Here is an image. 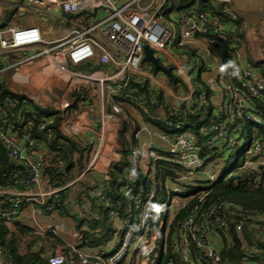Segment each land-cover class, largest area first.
Listing matches in <instances>:
<instances>
[{
  "label": "built area",
  "instance_id": "2783aa9c",
  "mask_svg": "<svg viewBox=\"0 0 264 264\" xmlns=\"http://www.w3.org/2000/svg\"><path fill=\"white\" fill-rule=\"evenodd\" d=\"M143 1L127 0L118 5L116 0H0V75L11 73L9 78L15 84H29L34 76L41 74L46 79L45 83L65 82L68 87L78 84L93 88L98 99L94 102L95 119L82 122L87 132L97 136L93 158L82 166L74 180L62 187L51 188L42 177L41 161L28 152L36 141L23 136L26 142L23 148L9 123L4 121L0 124V143L9 159L23 168L25 183L29 185L26 191L0 189V196L15 198L7 207L4 202L0 203V221L4 224L13 223L27 206L32 207L36 215H45L41 207L47 201L53 203L57 194L73 186L89 171H98L101 177L111 173L121 160V124L128 116L127 104L116 101L114 97L128 86L130 80L140 78L148 81L178 106L197 104L196 112L203 110L207 103L204 94L195 92L198 77L214 94L212 112L215 117L208 126H200L194 132L184 130V123L169 125L172 135L147 127L136 132V143L140 133L153 142L148 141L141 149H134L119 189L117 207L122 215L118 218L117 212H110V219L119 231V241L91 252L67 244L47 254L48 264H154L167 241L177 255L191 264L198 263L199 256L216 264L221 249L218 234H225L228 228L225 210L237 215L235 232L238 242L243 244L241 231L247 224L264 240V212L243 210L227 203L205 207L207 193L218 182L231 177L258 171L254 185L264 186L261 181L264 175V143L260 139L243 143L242 139L245 132L249 133L248 125L264 127V119L251 111L250 102L259 100L264 103V80L236 50L231 53L232 78L225 74L210 49L223 40L226 27L207 14L182 11L166 16L170 0H148L146 5H141ZM211 1L227 5L232 2ZM5 10H9V14L5 15ZM81 11L86 12L77 15H85L83 25L74 23V17H66ZM27 14L41 16L45 22L32 25L17 23L18 17ZM9 15L15 18L5 26ZM257 31L258 27L251 26L244 33L250 57L255 62L264 60L263 54H253V44L263 38ZM145 44L152 49L159 63L170 69L171 76L182 82L185 90L180 87L178 90L169 89L166 75L157 77L141 67ZM26 50L32 52L13 63L8 61L9 55ZM201 53L208 55L216 68L198 75V55ZM87 62H95L103 68L86 73L68 67V64L81 66ZM23 67L27 71L19 72ZM58 76L65 80L57 79ZM40 89L48 93L50 103H63L62 108H50L60 115L63 131H66L65 126H69L74 134L82 132L81 128L74 130L71 123L65 124L77 115L71 116L68 111L72 98L57 101L58 94H50L45 87ZM2 106L7 108L9 104L5 101ZM52 123V120L42 118L38 124V132L44 140L52 137L53 130L47 128ZM103 148H108L105 155ZM150 153L152 157H149ZM232 155L236 156V162L229 170L221 172L222 165ZM159 163L171 168L161 179V186L156 182L158 170L161 171ZM98 165L100 170L96 168ZM160 190L170 197L173 212L167 217L168 210L163 203V219L154 225V210ZM52 208L49 206L47 210ZM185 210L186 214L173 228L174 217ZM35 232L39 235L51 232L58 236L61 227L58 224L37 225ZM260 253L259 264H264V251ZM132 256L136 258L133 263L130 262ZM2 258L0 249V264H11Z\"/></svg>",
  "mask_w": 264,
  "mask_h": 264
},
{
  "label": "trees",
  "instance_id": "16d2710c",
  "mask_svg": "<svg viewBox=\"0 0 264 264\" xmlns=\"http://www.w3.org/2000/svg\"><path fill=\"white\" fill-rule=\"evenodd\" d=\"M228 5L215 3L211 0H170L169 7L165 12L179 13L182 11H192L195 13H205L213 20H216L222 26L228 29L223 31V40L215 47L210 49V53L221 63L225 74L232 78V57L231 53L236 50L242 55L251 67L256 69L260 77L264 80V60L255 62L251 59L248 46L244 39L246 26L241 18L227 12ZM4 14H9L5 10ZM2 25V24H0ZM195 55L194 51H191ZM13 55L8 56V61L13 63L17 60ZM153 71L149 63H143ZM78 71L92 72L100 70L103 66L91 62L90 65H81ZM206 71L202 60L198 75ZM0 75V124L7 121L12 127V131L18 138L23 136L29 140L36 141L35 145L28 148L29 154L38 158L43 166V178L51 188L62 187L74 180L80 174L83 166L85 139L78 136H67L55 132L52 125H47L48 129L53 130L52 137L43 139L38 132V124L42 118L48 116L40 113L34 107V104L26 100L23 96L12 93L4 78ZM197 80L196 94H204L206 104L203 110L196 112L197 104H182L172 106L170 98L162 91L154 89L148 81L140 78L130 80L128 86L118 93L114 99L131 106L142 117L143 122L150 129L172 135L173 132L169 125L184 123V130L196 131L200 126H208L213 121V96L208 87L199 77ZM166 82L171 89L178 90L181 86L185 87L179 80L173 76H166ZM69 98L73 102L70 109L89 104L86 93L75 89L69 92ZM7 102L9 107L2 106V102ZM252 103L251 111L261 115L264 119V103L259 100H250ZM81 105V106H80ZM154 117V118H152ZM123 124V125H122ZM121 124L120 138L123 142L121 151V160L114 166L111 173L105 176H94L84 174L73 186L57 194L54 202L47 201L45 206L41 207L43 212L51 214L60 213L61 216H70L76 225L78 237L81 246L100 249L106 248L119 241L120 235L116 226L110 219V212H117L119 217L122 211L117 207V201L120 198L119 189L123 183L124 176L128 170L129 160L135 149V138L133 134L129 136V142H126L125 135L129 134L125 124ZM250 140L260 139L264 143V127L248 125ZM6 162L0 160V188L24 190L29 185L25 183V173L23 168L9 159L6 153ZM157 179L161 180L166 176L171 168L169 166L158 164ZM259 172L231 177L228 180L218 182L206 195V206H219L222 203L237 205L243 210H256L264 212V186L256 187L254 181ZM88 175V176H87ZM264 184V175L261 178ZM163 191L160 190L159 194ZM13 196H1L0 203L9 206L14 201ZM53 207L47 210V207ZM228 211V210H227ZM228 214V228L225 234L219 233L221 249L219 252V261L216 264H259L261 251H264V240L254 228H249L248 224L243 226L241 231L243 244L236 239L235 222L237 215ZM80 212V214H78ZM186 214V210L177 213L174 217L172 227ZM40 244V247L38 246ZM64 245L63 242L53 235L46 232L43 235L35 233L34 230L15 224L14 231L8 230L4 222L0 221V249L3 255V261L11 264H48L45 257L56 245ZM232 244V247H230ZM38 246V247H37ZM23 248V252H21ZM258 252V254L253 253ZM199 262L193 264H211L199 256ZM154 264H191L177 255L170 247L169 242L162 245L161 251L154 259Z\"/></svg>",
  "mask_w": 264,
  "mask_h": 264
},
{
  "label": "rangeland",
  "instance_id": "374dc122",
  "mask_svg": "<svg viewBox=\"0 0 264 264\" xmlns=\"http://www.w3.org/2000/svg\"><path fill=\"white\" fill-rule=\"evenodd\" d=\"M147 1L148 0H144L143 2H141V5H146ZM243 1H244L243 3H244L245 9L242 10V11H239V12H242V15L243 14L247 15V18L244 15L242 16V18L246 19V22H248V27L256 25L258 28H261L263 30V34H264V0H243ZM246 8H249V9H246ZM84 17H85V15L77 16V17L72 18V21L74 23L83 25ZM14 18L15 17H13L12 15H9L6 18V20H5V26L10 25L11 21ZM24 19H26V20L24 21ZM17 20H19V21H17V23L19 22V24H24V22H27L28 25H32V24H35L37 22H39V23L40 22H42V23L45 22V19H43L41 16L28 15V14L24 15L22 17H18ZM257 33H259V31H257ZM261 40H262L261 42H259V43L257 42V43L253 44L254 45L253 47L255 48V49H253V54L255 56H257L258 53L263 54V56H264V38H262ZM258 46L260 47V50L257 49ZM196 54H197V52H196ZM23 57H25V55L17 56V58L14 59V60H19V59H21ZM68 67H69L70 70H73V71H78V69H80L79 66L74 65V64H68ZM141 67L144 70H146V71L150 70L146 66V64H142ZM13 71L14 70H12V72ZM18 71L19 72H24V71H27V69H25L23 67V68H20ZM10 74L11 73H9L8 75H3L2 77L4 78L6 84H7L8 88L11 90V92L14 93V94H18V95L23 96L26 100H28L29 102H31L34 105L37 104V105L44 106L46 108H54V107L55 108H62V106H63V103H60V104L50 103L49 102L50 100L49 99L47 100V98H50V97H49L48 93L46 94V93L41 91L40 88H42V87H43V90H44V87H45L46 90L48 92H50V94H52V95L58 94V95H56V98H57L56 100L57 101H61L62 99H63V101H67L68 99H70L68 97L69 92L72 91V90H75V89L84 91L86 93V97H88L87 101H89L88 102L89 105L87 107H84V106L80 105L81 107L77 108V110H73V109L69 108L68 111L71 114V116L74 113H77V115H73L71 117L72 121L65 123V124L71 123L70 126H72V128L74 130L76 128H81L82 132L74 134L71 131V129H70V127L68 125H67L68 127L65 126L66 131H63V129L61 128L62 122L60 120L61 118H60L59 114H56V115H53V116L51 115V116H49V118H50V120L53 121L52 128H54V126H56L57 129L62 134L64 133V135L72 136V137L78 136V138H80V139L81 138L85 139V137H86V141H85V144H86L85 149L86 150L84 151V155H83L85 160L83 161V166L86 165L87 163H89L91 161V159L93 158V155H94V151H95L96 143H97V136L94 135L93 133L87 132L84 129V126L82 125V122H87V119L89 117L86 116V112L89 111L92 108V105H93V107H95L94 102H97V100H98L97 97H96L95 90L93 88L88 89V87H86V86L74 84L73 86H70V87H68L66 85V87L64 88V94H63L60 90H61V88L63 86H65L64 84H61V82L60 83H53V82L52 83H45L44 81L46 79H45L44 76H41V74H39L37 76H34V79H32V81H30L31 83H29V84H27V83L15 84L9 78ZM155 74L157 75V77H161L163 73L156 72ZM58 77H57V79H58ZM166 86L170 89V86L168 85V83L166 84ZM180 88H182V87L180 86ZM182 90H184V89L182 88ZM171 104L174 107L178 106L173 101H171ZM93 115L94 116L92 118L95 117V114H93ZM92 118H89V119H92ZM123 119L125 120L126 118H123ZM63 120L66 121L67 118L63 116ZM129 135L130 134H126L125 135L127 143L129 142V137H130ZM144 137H145V135H144ZM144 137L140 136L137 139L136 147H138V149H141V147L143 145L142 142H145V141H146V143H147V141H152L153 142V140L148 139L147 136L145 138ZM242 139H243V143H247L250 140L249 133L245 132V134L242 137ZM103 149H104L103 154L105 155L107 153L108 148H103ZM152 156H153V154L150 153L149 157H152ZM235 162H236V156L235 155L230 156L228 161L225 162L222 165V167L220 169L221 172H225V171L229 170L234 165ZM149 167H150V162L148 160V168ZM96 168L100 170V166L99 165L96 166ZM97 172L98 171L92 170V171H89L87 174H89V176H94V173L97 174ZM156 182H157V184L159 186L162 185L161 184V180L157 179ZM163 203H164L165 209L168 210L167 217H170V215L173 212L172 207H171L172 205H171V202H170V197L166 196L165 193L159 194L158 197H157L156 206H155V210H154V220H153V221H155L154 225L157 224L158 220L163 219V216H162V213H161V205ZM53 213H56V212H53ZM71 224H72V222L70 220V226L72 227L73 224L72 225ZM113 226H116L114 222H113ZM73 230L68 232V236H69V233L73 234L72 233ZM66 236H65V241L69 242V244L71 245V241H70L71 237H66ZM131 258H132V259H130L131 263L136 261V258L134 256H132Z\"/></svg>",
  "mask_w": 264,
  "mask_h": 264
},
{
  "label": "crops",
  "instance_id": "0c3cea01",
  "mask_svg": "<svg viewBox=\"0 0 264 264\" xmlns=\"http://www.w3.org/2000/svg\"><path fill=\"white\" fill-rule=\"evenodd\" d=\"M126 1L127 0H116L118 5H122ZM243 2H244L243 0H232V2L230 4H228L227 12H230V14H233V15L241 18L244 22V25L246 27H248V22H246V19L242 18L243 15L246 16V18H247V15H245V14L242 15V12H239V11H242L245 9ZM246 9H249V8H246ZM254 26H256V25H254ZM259 34L264 38L263 30L261 28H259ZM30 52H32V51L26 50L25 52H22V53H19L17 55H13V56H14V58L15 57L17 58V56L26 55V54H29ZM198 58H199V60L200 59L202 60V63L204 64L207 71L214 70L216 68L214 61L208 55L201 53L198 55ZM58 79L65 80V79H62L61 76H59ZM61 84L66 85L65 82H61ZM63 89H64V86L61 88L60 91L63 92L64 91ZM126 107L128 110V117L125 120H123L122 123L125 124L127 132L129 134L134 135L135 143H136V132H138L141 127H147L148 129H150V128L147 125H145L141 115L135 109H133L129 105H127ZM95 113H96V107H93V105H92V108L86 112V116L89 118H92L94 116L93 114H95ZM47 119H50L49 116L47 117ZM144 135H145L144 133H140L138 135V138L140 136L144 137ZM16 137H17V135H16ZM17 139H18L19 145L24 148L26 145L25 140L23 138H18V137H17ZM142 144L143 145L146 144V141L142 142ZM135 148H136V146H135ZM4 189H6V188H4ZM6 190L20 191V190H14V189H6ZM21 191H26V189L21 190ZM5 196H7V195H5ZM70 220L73 224V225L71 224L72 227L70 226ZM15 224H20V225L28 227L34 231H35V227L37 225L46 226V225H51V224H58L61 227V232L57 236V238H59L63 242L64 245L58 244L53 248V250L56 248H61V247L64 248V247H66L67 244H69V242L65 241L66 235H67L66 237H71L70 238L71 245L76 246V247H80L81 249H83L84 251H87V252H91L93 250V247L92 248H88V247L86 248L84 246H81V241H80L78 234H77L76 225L73 222L72 218L70 216H61L60 213H58V212L46 214V215H36L33 212V208L27 206V207H24L20 216L13 223L5 224V225L8 228V230L14 231ZM71 230H73V232H72L73 234L69 233V236H68V232H70ZM38 246L40 247V244H38ZM20 251L23 252V248H21ZM47 254L48 253L45 254V257L47 256Z\"/></svg>",
  "mask_w": 264,
  "mask_h": 264
},
{
  "label": "water",
  "instance_id": "95a60500",
  "mask_svg": "<svg viewBox=\"0 0 264 264\" xmlns=\"http://www.w3.org/2000/svg\"><path fill=\"white\" fill-rule=\"evenodd\" d=\"M86 13L85 11H81L79 14H76V15H67L66 17L67 18H70V17H76L77 15H81V14H84ZM91 15H94V12L91 14ZM228 29V28H226ZM143 58H142V63H149L152 65L153 67V71L156 73V72H161L163 73L164 75L166 76H171V72H170V69L168 67H165L164 65L160 64L159 61L154 57V54H153V51L152 49H150L148 47V45H143ZM90 63L87 62L86 65H89ZM34 107L36 108V110H38L40 113L46 115V116H53L56 114L55 110L54 109H50V108H46V107H43V106H40V105H37L35 104ZM97 128V126L95 127V129ZM55 130V132L61 134V132L57 129L56 126H54L53 128ZM0 160L6 162L7 160V157H6V152H5V149L3 147V145L0 143ZM47 258V256H46Z\"/></svg>",
  "mask_w": 264,
  "mask_h": 264
},
{
  "label": "bare ground",
  "instance_id": "6f19581e",
  "mask_svg": "<svg viewBox=\"0 0 264 264\" xmlns=\"http://www.w3.org/2000/svg\"><path fill=\"white\" fill-rule=\"evenodd\" d=\"M62 77V76H61Z\"/></svg>",
  "mask_w": 264,
  "mask_h": 264
}]
</instances>
